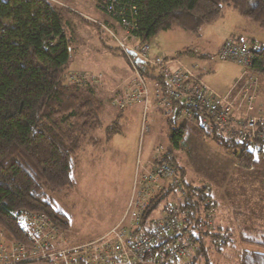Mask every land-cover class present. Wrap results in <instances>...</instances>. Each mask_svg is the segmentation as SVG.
I'll list each match as a JSON object with an SVG mask.
<instances>
[{"label":"trees","instance_id":"obj_1","mask_svg":"<svg viewBox=\"0 0 264 264\" xmlns=\"http://www.w3.org/2000/svg\"><path fill=\"white\" fill-rule=\"evenodd\" d=\"M95 2L96 8L117 23L123 33L124 22H129L133 26L131 36L138 43H150L157 34L174 30L198 35L225 8L238 13L255 30L264 31V0ZM64 10L75 13L52 0H0V229L14 240L24 238L13 221V214L22 210L46 213L61 230H67L68 217L55 206L51 195L72 187V172L78 166L80 152L98 143L94 134L101 124L102 103L94 85L68 83L66 76L71 39L64 27ZM248 28L242 26L237 32ZM235 36L230 38L256 43ZM183 53L201 60L208 57L195 47H186ZM250 55L251 69L264 76V46L259 45ZM122 56L126 61L123 53ZM165 119L170 144L167 149L159 144V150L166 163L173 166L170 150L179 147L187 127L183 124H194L183 119L175 127L177 122L170 117ZM115 129L110 125L106 137L116 133ZM207 132L223 148L234 149L236 164L253 165V176L247 177L251 183L243 186H250V195H258L253 187L258 177H264V159L254 160L251 142ZM254 140L255 145L264 144V137ZM178 180L180 191L174 196L183 216L181 232L190 246L174 264H264V226L250 232L247 226L239 228L235 238L232 232L215 224L212 214L215 202L208 188H196L182 177ZM168 192L176 193L166 189L165 193ZM259 196L264 200V196ZM157 204L158 201L149 203L144 212L146 217ZM227 250L232 256L224 260Z\"/></svg>","mask_w":264,"mask_h":264},{"label":"rangeland","instance_id":"obj_2","mask_svg":"<svg viewBox=\"0 0 264 264\" xmlns=\"http://www.w3.org/2000/svg\"><path fill=\"white\" fill-rule=\"evenodd\" d=\"M52 1L75 12L64 10L63 13L64 27L71 39L67 77L70 71L76 74L73 71L88 70L102 74L108 73L109 76V71L117 70V65L118 68L126 65L122 51L118 48L112 33L125 45H135L138 42L131 38L126 39L121 28L110 29L111 32L103 28L102 25L113 26L112 20L106 13L96 9L95 0ZM82 18L88 21L84 22ZM246 22L248 21L238 13L225 8L222 15L213 23L204 25L198 35L182 30L157 34L150 40V55H173L180 57L185 64H192L198 57H187V54L183 53L184 48L209 49L220 43L230 31L238 30L242 26H248L250 31L255 29L253 25H247ZM210 64L212 71L203 75V82L219 95H225L234 82L228 85L231 74L240 67L231 60L216 57L211 58ZM87 74L94 75L95 80L92 81H95L94 85L100 89L101 103L104 104L106 101L107 106L103 108L100 127L94 134L98 143L85 147L80 152L78 166L72 172V187L51 195L55 206L68 217V228L66 231L62 230L68 246H76L97 239L118 223L127 209L129 198L134 193L136 165L139 164L141 170H146L142 160L147 157L153 158V148L162 144L167 149L170 144L166 119L160 111L153 112L154 110L150 109L144 113L142 107L141 116L138 114L136 118L128 115L111 118L109 111L115 114L118 106L113 102L114 96L107 97L111 89L109 80L106 78V82L108 81L106 84L99 74ZM128 76L113 89L118 90L120 95L121 88L126 89ZM260 78L264 80L263 75H260ZM68 83H71L70 80ZM149 87H151L150 83ZM261 104L264 105L259 102L253 108L255 115H258L257 107ZM181 124L178 123L175 127ZM110 125H114L117 131L108 138L106 132ZM183 125L187 127L183 138L179 141V147L170 150L169 157H173L172 167L176 175L182 177L186 183L196 188L203 186L208 188L206 190L215 202V211L212 212L215 224L222 226V230L232 232L235 238L238 236L239 228L243 229L247 226V231L250 232L254 228L264 226V200L260 199L261 196L258 197V195L264 196V177H258L260 179L255 182V188L253 187L258 191V195H250V186L243 185L251 183L247 177L253 176V165L241 167L233 159V148H223L207 131L198 126ZM251 153H253L252 150ZM137 155L142 159L139 163H137ZM162 161L167 162L164 154ZM144 163L149 167L146 161ZM166 189L175 190L176 193H165ZM138 190L135 191L136 195ZM179 191V180L173 181L171 176L163 177L159 183L155 184L152 199L148 200L147 206L149 203L158 201V207L149 217L158 218L163 210H172L171 208L174 210L175 207V210H179L174 196ZM246 195H250L251 198L250 196L246 198ZM183 240L187 241V236L184 235ZM231 256V252L227 250L223 258L227 260ZM213 258L217 259V257Z\"/></svg>","mask_w":264,"mask_h":264},{"label":"built area","instance_id":"obj_3","mask_svg":"<svg viewBox=\"0 0 264 264\" xmlns=\"http://www.w3.org/2000/svg\"><path fill=\"white\" fill-rule=\"evenodd\" d=\"M102 26L111 32L108 26ZM132 28L129 22H124L126 39H133ZM112 35L127 58L130 72L126 89L121 88L122 94L119 92L113 99L118 109L139 103L144 113L158 110L177 123L186 119L222 138L251 142L252 154L258 156L252 155L253 158H264V144H254L255 138L264 137V105L257 107L258 115L253 112L259 94L264 91V80L250 67V52L258 49L259 44L229 38L216 50L212 57L231 60L240 67L230 89L225 95H219L201 79L206 69L205 60L195 59L192 64H185L177 56L150 55V43L128 46ZM93 76L70 73L68 78L74 84L94 85ZM159 149V146L153 148V158L146 160L148 170H142L135 178V191L139 190L130 198L128 208L131 210H125L120 221L104 235L68 246L64 232L46 213L17 211L13 221L24 238L14 240L0 229V264L177 263L190 246V241L183 240L182 214L176 208L163 210L158 218L144 214L155 184L163 177L178 180L174 168L162 161L163 152ZM141 160L138 156L137 163Z\"/></svg>","mask_w":264,"mask_h":264},{"label":"crops","instance_id":"obj_4","mask_svg":"<svg viewBox=\"0 0 264 264\" xmlns=\"http://www.w3.org/2000/svg\"><path fill=\"white\" fill-rule=\"evenodd\" d=\"M95 6V5H94ZM96 7V6H95ZM94 7V8H95ZM97 9V8H96ZM98 10V9H97ZM99 11V10H98ZM112 24H113V29H117V28H119L118 27V25H117V23H115V22H113L112 21ZM252 31H255L256 33H253ZM123 33V32H122ZM232 35H236L234 38H237V35H241L242 37H240L241 38V40H244V39H248V41H254V42H256V43H258L259 45H261V46H264V33L262 32V31H257V30H255V29H253V30H249V28L248 29H246V31H242L241 33H238L237 32V30H235V31H230V33L228 34V36L227 37H225L220 43H218L217 45H215V46H213V47H211V48H209V49H205V47L204 48H201L200 49V52H201V54H203V55H205V56H208L207 57V59L205 60L206 62H205V65H206V71L205 72H203V74L201 75V79L203 78V75H205V74H207V73H209L208 71H212V67H211V64H210V62H211V58H212V55H213V53H215L216 52V50L222 45V43L226 40V39H228V38H230V37H232ZM238 36V37H239ZM166 56H173V55H166ZM187 57H190L188 54H187ZM209 61V62H208ZM239 71H240V69H236L234 72H233V74H231V76H230V78H229V81H228V85L230 84V83H232L233 81H234V79H236V77L238 76V74H239ZM73 72H76V73H92V74H99L100 76H101V78L104 80V82H106V78L109 80V82H110V88L111 89H109V93H108V95H107V97L109 96H116L117 94H119V91L118 90H113L114 88H116L117 87V85H119L118 83H121V81L122 80H124L128 75H129V68H128V66H127V63H126V65L125 66H123V67H119L118 68V65H117V70L116 69H111L110 71H109V76L106 74V73H104V74H102V73H100V72H94V71H90V70H88V71H79V72H77V71H73ZM107 75V76H106ZM105 78V79H104ZM202 81H203V79H202ZM108 82V81H107ZM107 82H106V84H107ZM205 84V83H204ZM206 85V84H205ZM108 86V85H107ZM207 86V85H206ZM94 87V89H95V92H96V96L99 98V100H100V102H101V100H102V98L99 96V91H100V89L99 88H97V86H93ZM113 87V88H112ZM229 88V87H228ZM107 100V99H106ZM264 103V91H261V93L259 94V96H258V102L257 103ZM105 103H106V101H105ZM105 103L104 104H102V108H101V112L103 113V111H104V109L103 108H105L107 105H105ZM107 110H108V108H107ZM112 110V109H111ZM109 111V110H108ZM153 112H156V111H153ZM109 113L111 114V118H113V117H120V116H134L135 118H136V116L138 117V114H140V116H141V114H142V106L140 105V104H132V105H130V106H128V107H126V108H124V109H117L116 110V112H115V114H114V112L113 111H109ZM113 113V114H112ZM124 113V114H123ZM140 130V129H139ZM140 132V131H139ZM141 133V132H140ZM94 145H96V144H94ZM94 145H92V146H94ZM140 146H141V141H140ZM140 146H139V149L140 150H142V148H140ZM138 156V155H137ZM79 158H80V156H79ZM149 157H147L144 161H146L147 159H148ZM137 159V158H136ZM135 165H136V162H135ZM143 165L146 167V170H148L147 168V166H146V164L145 163H143ZM139 172H142V170L136 165V169H135V175H134V181H135V178H136V176H137V174H139ZM135 186H134V191H135ZM134 194V193H133ZM132 197V196H131ZM130 197V198H131ZM130 198H129V200H128V202H127V209L126 210H128L129 208H128V204H129V201H130ZM158 207V204H157V206L155 207V209ZM155 209H153V210H155ZM129 210H131V209H129ZM145 210V209H144ZM125 212V211H124ZM124 212H123V214H124ZM123 214H122V216H123ZM121 216V217H122ZM100 237V236H99Z\"/></svg>","mask_w":264,"mask_h":264}]
</instances>
